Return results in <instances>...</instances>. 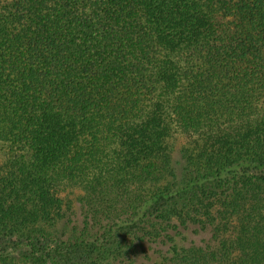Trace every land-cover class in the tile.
<instances>
[{
	"label": "trees",
	"instance_id": "1",
	"mask_svg": "<svg viewBox=\"0 0 264 264\" xmlns=\"http://www.w3.org/2000/svg\"><path fill=\"white\" fill-rule=\"evenodd\" d=\"M0 264H264V0H0Z\"/></svg>",
	"mask_w": 264,
	"mask_h": 264
},
{
	"label": "rangeland",
	"instance_id": "2",
	"mask_svg": "<svg viewBox=\"0 0 264 264\" xmlns=\"http://www.w3.org/2000/svg\"><path fill=\"white\" fill-rule=\"evenodd\" d=\"M13 154H10L8 151L6 150H2L0 151V161H3L5 158L11 156Z\"/></svg>",
	"mask_w": 264,
	"mask_h": 264
}]
</instances>
